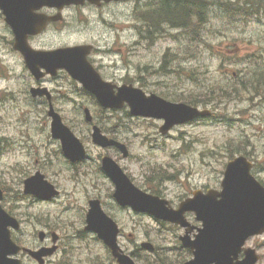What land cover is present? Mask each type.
<instances>
[{"label":"rangeland","instance_id":"obj_1","mask_svg":"<svg viewBox=\"0 0 264 264\" xmlns=\"http://www.w3.org/2000/svg\"><path fill=\"white\" fill-rule=\"evenodd\" d=\"M110 8H118L110 16L114 21L119 19L120 22L117 23L119 27L133 28L136 20V13L133 14V10H136V4L113 5ZM89 23L91 26L88 28L78 25L66 26L63 37H52L50 36L52 32H50L37 42L50 46H72L90 42L101 32V27L94 21L89 20ZM239 26L243 30H238L236 25L231 24L230 20L225 18L223 11L213 9L209 14L208 25L202 34L205 41L210 44L209 53L204 51L206 46L195 45L191 48L190 45L187 46L184 42L177 41L175 44L179 51L178 57L184 58L175 60V64L185 65L196 61L199 67L203 66L207 69L212 81L218 80L216 73L218 64L212 56H216L217 52L227 53V50H231L225 47L228 44L236 42L240 46L250 45L249 35L255 38L254 28L249 25L248 27ZM251 26L256 27L254 23H251ZM223 29H225V35L222 33ZM2 30L0 29V32ZM135 32L134 30L121 32L122 38L129 37L128 46H137ZM104 36H107L104 42L113 43L115 35L111 31ZM158 45L160 51L155 48L139 53V57L144 55L143 65L150 66L158 61L164 43L159 42ZM230 56L233 58L232 54ZM139 57L135 50L130 63L136 66ZM242 57L244 58L245 55ZM11 66L16 67L18 77L0 78V187L5 188L8 194L7 201L4 203L5 207H12L19 219L23 220L24 233L43 229L41 223H38L32 215L44 217L69 235L71 240L66 243V246L72 244L71 255L68 257L69 263L112 264L109 252L102 242L95 240L93 236L75 239V235L84 226L82 209L86 207L88 198L95 193L107 200L108 208L120 223L124 231L121 244L127 251H134L135 245H140L149 239L163 250L178 247L177 235H180V231L177 232L170 227L156 226L148 218L137 219L132 214L116 208L112 200L107 198L112 188L94 162L97 160L98 151L93 149L92 160L85 162L79 169H75L74 165L65 160L61 154L59 142L51 138L50 122L45 113L39 111V108H33L24 96L29 80L28 76L21 75L22 61L12 62ZM122 72L114 71L112 75L123 77ZM178 76L176 70H169L164 74L167 79ZM198 77L196 75L195 78ZM148 82L152 83L153 80L148 79ZM166 83L169 82L166 81ZM65 87L74 90L68 82H65ZM197 87L199 86L192 82H184L183 84L177 83V89H165L166 91L161 89V91L170 96L169 99L189 98L199 92L196 90ZM227 104L225 108L216 111L215 120L177 128L168 138L160 136V123L142 120L130 122L128 132L123 136L130 139L133 157L123 160L126 169L142 184L147 182V177L150 175L148 165L161 164L170 173L184 172L182 179H186L187 185L174 183L160 185L166 186L169 195L175 199V196L188 191L190 186L198 189L218 188L225 165L231 160L227 157V151L243 148L246 152L235 154V156L247 153L255 163L253 174L264 184V105L257 106L236 100ZM60 107L66 121L76 128L74 129L78 137L89 145L88 128L81 122L79 109L74 104L68 103L67 99L60 104ZM38 171L60 190L61 196L51 204L34 202L29 196L24 195V180ZM23 238L27 240L28 237ZM248 245L259 251L263 258L260 264H264V235L253 239ZM176 253L167 252V260L183 261L184 257L176 256ZM187 258L185 254V259Z\"/></svg>","mask_w":264,"mask_h":264},{"label":"flooded vegetation","instance_id":"obj_2","mask_svg":"<svg viewBox=\"0 0 264 264\" xmlns=\"http://www.w3.org/2000/svg\"><path fill=\"white\" fill-rule=\"evenodd\" d=\"M202 1L205 8H209V0H198ZM140 5L138 6L137 13L139 30L138 37V51L139 53H144L147 47H153L160 51L159 42H163V50H166L170 54L164 56V67L166 65H172V62L176 60L177 48L175 45V39L177 36L178 26L181 27L184 33H188L189 22L187 21L183 24L178 25V8L185 9L186 12L189 8H192V4L188 3L187 0H139ZM164 3V4H162ZM15 4H18L16 2ZM130 1L122 3H101L100 6L90 5L85 3L83 6L64 8L62 11L58 9H52L49 7H42L41 9L34 12L37 17H47L50 19L48 26L46 27L44 33L39 36H29L30 45L39 50H51L49 45H42L37 41L40 40L44 35L46 36L52 32V36L62 37L65 30V25L68 21H73L76 24H82L89 22L90 19L97 21L101 27V32H99L93 39V42H84L85 45H91L92 52L89 56V62L93 65L95 70L100 74L101 78L112 84L115 89H118L122 85H128L124 81L128 76L119 77L115 74L112 75L114 71H120L122 66L124 70L126 67V62L129 57V37L125 36L122 38L121 32L118 29H114L111 22L115 23L116 20L109 19L110 14L115 12V9L110 8L113 5H129ZM221 10L224 13L235 12L237 16L236 23L239 25H245L254 28L253 39L249 35V46H237L235 52L238 53L240 58L242 55H248L250 60L254 63L252 65L251 77L252 85L255 93L258 91H264V51L259 47L264 43V0H220ZM17 11V7L15 8ZM165 15H162V12ZM68 13H71L69 15ZM109 15V16H108ZM250 15V17H248ZM111 17V16H110ZM16 22H20V25L25 24L27 21V14L16 15ZM68 20V21H67ZM254 23L256 27L251 26ZM0 78L8 77H18L16 72V67L11 66V63H16L18 60L22 61V55L16 51L15 43L16 37L12 31L11 26L6 21V16L0 7ZM129 29V28H128ZM238 30H242L240 26H237ZM111 31L115 35V39L112 44L104 42L106 33ZM247 30H245L246 32ZM247 33V32H246ZM154 41L152 43L147 40ZM147 42V43H146ZM144 56V55H143ZM142 57H139L141 65L144 63ZM167 57L169 60H167ZM123 70L122 73L125 71ZM128 72V70L126 69ZM125 74V73H124ZM22 76H28L27 83V100L33 106V108H39V111H46L50 107V102L45 97L33 98L31 97L30 91L34 87H45L51 93V103L54 108L60 109V104L65 102L67 93L65 92V84L62 78L65 77V72L57 73L56 77L46 76L41 81H36L30 71L23 65V70L21 72ZM141 78V77H140ZM143 78V77H142ZM118 87V88H117ZM9 92V91H7ZM96 109V106L92 104ZM46 233V232H45ZM23 232L14 234V239L18 245L23 249H27L33 253L41 252V250H49L53 245V232H47L42 238L38 234L26 232L32 240H25L18 238L17 236H22ZM61 246H59V251L57 250L53 255L45 259V264H57L61 255L59 254ZM22 261V264H39L37 262L36 256L31 255L26 252H21L17 257Z\"/></svg>","mask_w":264,"mask_h":264},{"label":"water","instance_id":"obj_3","mask_svg":"<svg viewBox=\"0 0 264 264\" xmlns=\"http://www.w3.org/2000/svg\"><path fill=\"white\" fill-rule=\"evenodd\" d=\"M45 1L52 6H58L64 3L78 4L84 0ZM18 43V49L28 57L30 52L26 45L24 44L22 46L20 39ZM81 50L80 48H73L62 51L60 57L62 67L66 68L75 79L88 84V86L97 93L96 95L103 105L106 107H119L122 104L123 97H110L101 87L94 84L90 76L86 74L84 62L81 60V53H79ZM53 60L57 62L58 57ZM127 96V100L134 102L133 110L136 112L142 111V109H135L142 103V97H140L138 93L131 91L127 93ZM157 109L159 111L158 117L165 118L168 121L166 130L176 124L192 120L199 115L196 110L186 106L167 104L159 105ZM50 115L54 117L52 125L54 137L63 141L64 150L68 156H78V148L75 144L76 140L71 132L61 124V119H59L53 111H51ZM98 138L99 135H95V139L97 140ZM100 141L101 138H99L98 142ZM250 169L251 165L247 163L244 158L237 159L235 162L229 164L223 182L222 200L213 210L210 218L207 219L205 230L202 232L199 240H197L195 245L196 259L188 264H233L247 238L251 235L264 232V188L250 175ZM107 172L116 179L118 187L116 197L121 204H132L137 209L154 208V206H152L154 202L150 197L144 196L135 189H131L129 186L125 185V183L129 184L125 176L118 172H115V174L110 173V171ZM35 182L36 178L26 182L27 194H38L42 198L50 195L51 189L45 193H37L34 187ZM1 199L2 194L0 192V201ZM95 205L96 207L93 208L88 217L89 229L100 232L99 228L106 224L111 232L105 236L100 232L101 236L106 240L109 239L107 243L112 248L118 261L127 264V261H122V258H119V248L116 244L117 228L102 214L98 203ZM171 216L173 215L164 213L159 217L175 221V218ZM9 226L18 229L15 221L10 220L0 207V256L2 257L14 253L13 245L10 243L11 241H9L10 234L9 231H7ZM258 259L259 258L255 256L254 252L249 251L246 260L242 264H255Z\"/></svg>","mask_w":264,"mask_h":264},{"label":"trees","instance_id":"obj_4","mask_svg":"<svg viewBox=\"0 0 264 264\" xmlns=\"http://www.w3.org/2000/svg\"><path fill=\"white\" fill-rule=\"evenodd\" d=\"M196 16V15H195ZM180 17V16H179ZM177 18H178V16H177Z\"/></svg>","mask_w":264,"mask_h":264}]
</instances>
